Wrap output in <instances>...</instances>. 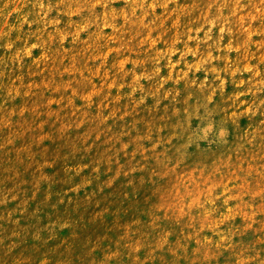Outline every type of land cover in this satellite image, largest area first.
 <instances>
[{
	"label": "rangeland",
	"instance_id": "rangeland-1",
	"mask_svg": "<svg viewBox=\"0 0 264 264\" xmlns=\"http://www.w3.org/2000/svg\"><path fill=\"white\" fill-rule=\"evenodd\" d=\"M0 264H264V0H0Z\"/></svg>",
	"mask_w": 264,
	"mask_h": 264
}]
</instances>
